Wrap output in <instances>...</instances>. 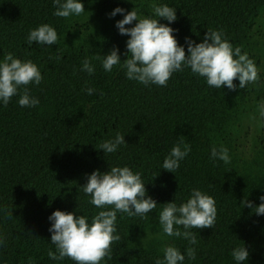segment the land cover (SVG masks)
Wrapping results in <instances>:
<instances>
[{
	"label": "trees",
	"instance_id": "obj_1",
	"mask_svg": "<svg viewBox=\"0 0 264 264\" xmlns=\"http://www.w3.org/2000/svg\"><path fill=\"white\" fill-rule=\"evenodd\" d=\"M81 2L85 13L78 17L86 20L87 28L76 38L71 33L76 17L54 16L52 0H0V59L12 52L36 63L43 76L39 86H28L40 101L38 107H20L18 96L7 107L0 106V237L4 239L0 264H28L29 257L35 264H74L68 258L55 262L48 258V217L56 210L95 215L99 210L80 188L93 171L104 173L116 165L140 171L146 195L158 206L148 219L117 214L121 239L111 245L107 264H153L156 257L162 258L165 244L182 253L191 247L179 238L144 243L141 236L160 233V207L174 197L179 204L192 188L216 200L217 218L213 228L193 230L198 235L197 259L186 258L185 264H235L232 249L242 244L249 253L245 264H264V215L241 205L250 200L258 206V197L264 195V110L258 162L251 168L240 167L235 157L251 83L240 89L234 80L235 90L216 89L186 69L174 73L167 87H145L128 80L119 66L106 73L96 59H92L96 71L89 76L79 70L88 55L103 57L117 48L121 62L127 58L128 37L115 27L123 17L110 18L112 10L120 7L127 12L135 7L144 15L151 10L143 0ZM162 2L176 8L177 19L170 27L176 30L179 44L184 45L185 37L201 42L208 29L222 30L234 47H241L249 57L254 53L250 30L255 19L264 16V0ZM88 18L97 20L96 31L90 29ZM45 23L56 29L57 44L29 46L28 32ZM185 52L187 56L186 46ZM87 87L95 92L87 95ZM258 89L264 101V70ZM116 132L125 135L126 145L104 155L99 144ZM182 139L191 151L180 168L175 173L161 169L164 157ZM220 144L229 149L228 165L209 160L211 146Z\"/></svg>",
	"mask_w": 264,
	"mask_h": 264
},
{
	"label": "clouds",
	"instance_id": "obj_2",
	"mask_svg": "<svg viewBox=\"0 0 264 264\" xmlns=\"http://www.w3.org/2000/svg\"><path fill=\"white\" fill-rule=\"evenodd\" d=\"M150 14L144 15L140 9L127 11L116 7L109 14L110 18L120 14L123 18L115 23L118 33L127 36L126 59L121 62L119 49L113 48L107 55H88L81 62L80 71L89 76L94 75L96 68L92 59L99 60L106 73L119 66L130 81L145 87L155 85L167 87L174 73L190 70L191 74L203 78L212 88L222 86L235 90L239 82L240 89L259 80L260 69L247 52L241 47H234L222 30L208 29L201 42L185 37L184 45L178 43L170 25L176 21V8L170 7L162 0H146ZM53 15L68 19L85 13L81 0H52ZM166 20L168 24L159 23ZM125 27L126 25H133ZM27 43L31 46L56 45L59 35L50 24H41L28 32ZM187 49V56L185 52ZM59 60L60 57H57ZM43 80L42 73L31 60L17 58L14 53L7 52L0 59V106L7 107L13 97H19L17 103L22 108L39 106V99L30 94L29 85L39 86ZM87 95L95 92L93 87L84 89ZM123 134L115 135L99 144L104 155L115 154L125 144ZM191 145L180 140L174 144L164 157L161 169L175 173L181 162L189 155ZM209 160L213 163L222 161L231 163L229 149L223 144L210 148ZM80 190L89 197L88 203L97 211L91 218L77 215L75 212L56 210L48 217L50 227L49 249L47 256L52 261L70 259L74 264H107L106 257L111 259V245L121 239L117 232V214L138 216L148 219V214L157 208V203L146 195L145 183L140 171H133L129 166H112L101 173L93 171L87 176V182ZM260 203L253 206L252 201L243 200L241 205L255 209L257 216L264 215V195L258 197ZM217 218L216 200L201 191L192 188L189 196L176 203L172 202L160 207L158 221L161 232L158 237L179 238L188 242L191 247L182 253L172 244L162 247L163 256L156 257L153 264H185V259H197L195 245L198 244L195 229L213 228ZM148 238V234L147 237ZM4 239L0 237V246ZM54 248V250H53ZM235 264H245L249 253L245 246L232 249ZM28 264H35L29 257Z\"/></svg>",
	"mask_w": 264,
	"mask_h": 264
},
{
	"label": "rangeland",
	"instance_id": "obj_3",
	"mask_svg": "<svg viewBox=\"0 0 264 264\" xmlns=\"http://www.w3.org/2000/svg\"><path fill=\"white\" fill-rule=\"evenodd\" d=\"M147 3L146 0H143ZM89 26L91 30L98 29V24L96 19L88 18ZM85 19L81 17H76L73 22L74 27L71 30L72 36L79 38L82 36L81 33L86 32ZM250 44L254 48V53L250 56L260 69L259 77L264 70V16L260 14L256 19L250 30ZM260 79V78H259ZM259 80L255 83L250 84V93L247 98V103L245 106V111L240 123L239 133H238V150L236 152L237 163L240 167L251 168L258 162V157L261 156V132H262V113H263V100L260 97L259 92ZM257 160V161H256ZM256 161V162H255ZM256 173V171H252ZM148 234V238L147 237ZM158 233L145 232L142 233L141 241L144 243L150 242L152 239L157 240L159 237ZM161 239V237H160Z\"/></svg>",
	"mask_w": 264,
	"mask_h": 264
}]
</instances>
